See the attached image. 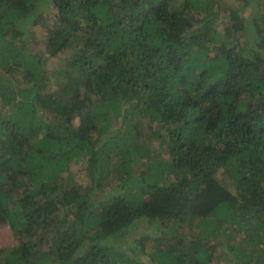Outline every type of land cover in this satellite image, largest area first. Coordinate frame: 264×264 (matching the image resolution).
Returning a JSON list of instances; mask_svg holds the SVG:
<instances>
[{"label": "trees", "instance_id": "trees-1", "mask_svg": "<svg viewBox=\"0 0 264 264\" xmlns=\"http://www.w3.org/2000/svg\"><path fill=\"white\" fill-rule=\"evenodd\" d=\"M0 228V264H264V0H0Z\"/></svg>", "mask_w": 264, "mask_h": 264}, {"label": "rangeland", "instance_id": "rangeland-1", "mask_svg": "<svg viewBox=\"0 0 264 264\" xmlns=\"http://www.w3.org/2000/svg\"><path fill=\"white\" fill-rule=\"evenodd\" d=\"M238 6L237 4H230L229 6V10H225L222 13L219 14V26H218V30L221 31L222 33H226L227 36L230 39H239V41H242V35L240 32H237V30L235 29H229L227 32L225 31V29H227V26H231L232 22H229L230 20V16H229V12L230 11H234V7ZM250 9L251 7H243V9H241L243 12L241 13L240 17H248V22H247V27L250 30L251 28V18H253L251 15L248 16V13H250ZM57 15V13L50 7H48L47 9H45V11H43V13H41V19L38 21V24L36 25H32L30 26L28 23L26 22H21L20 26L18 27L19 30L21 29L22 31H24L23 33L26 34L28 32L32 31V36L29 39L28 36L24 35L26 37L27 43L26 47L28 46L30 48V50L32 52H35L37 54H41L40 49L43 50V47H40V45H38V43H40L44 37V35H46V27H48L49 29H53L54 27V18ZM20 30L19 33H22ZM16 46H18V48H22V43L21 42H17ZM27 47V48H28ZM68 57V53H63L62 55H60L59 57L55 58V59H46L45 61H47L46 66H47V74L48 76L51 78H53V72H56L60 69L64 58L66 59ZM68 59V58H67ZM218 178L219 180L224 183L225 181H227V177L224 176V174L222 172H218ZM77 181V180H76ZM82 183H84L82 180L75 182L74 184H78L75 185V188H78L82 185ZM110 188L107 187L106 190L108 191ZM106 191V193H107ZM105 193V194H106ZM153 232V231H152ZM182 233V231L180 232ZM12 236L10 234V231L8 228H0V246H11L13 243L12 240ZM151 245V244H150ZM221 262H219L220 264ZM211 264H217L216 260L211 263Z\"/></svg>", "mask_w": 264, "mask_h": 264}]
</instances>
